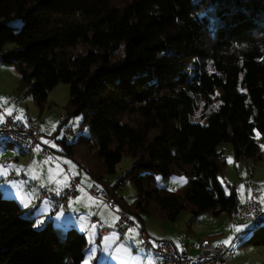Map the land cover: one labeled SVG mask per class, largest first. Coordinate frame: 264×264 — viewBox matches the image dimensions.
I'll return each mask as SVG.
<instances>
[{"label": "trees", "instance_id": "1", "mask_svg": "<svg viewBox=\"0 0 264 264\" xmlns=\"http://www.w3.org/2000/svg\"><path fill=\"white\" fill-rule=\"evenodd\" d=\"M0 62L40 109L70 85L67 120L83 116L88 133L61 139V151L129 217L239 220L236 190L218 180L227 161L218 147L262 159L264 0H0ZM124 156L133 164L111 183ZM173 173L186 177L181 187L158 184ZM125 179L131 202L117 193ZM245 232L243 245L264 246V223ZM87 244L74 227L36 225L0 192V264H82Z\"/></svg>", "mask_w": 264, "mask_h": 264}, {"label": "rangeland", "instance_id": "2", "mask_svg": "<svg viewBox=\"0 0 264 264\" xmlns=\"http://www.w3.org/2000/svg\"><path fill=\"white\" fill-rule=\"evenodd\" d=\"M16 24H19V20L16 22ZM0 66L5 68V70L2 72V75L0 76V87L2 88V91H4V89H7L9 86L14 85L15 88L12 94L11 92L10 94L13 96V94L15 93V96L18 98V103H16V101L14 100L15 98H8V94L3 92V94L0 96L2 99L0 100V108L4 106V111L6 109L5 113L13 114L15 116L19 115L20 117L16 116L17 118H23V115L29 114V116L37 121L39 126L41 124H44L45 127L46 124L49 127L48 132H44V130L42 129L40 130L42 132V136L43 133L45 134L42 141H44L45 144L50 147L49 151L54 154V149L62 150L60 140L65 137L68 143H71L79 134L88 133L87 127H85L84 129H80L79 127L80 124H82L81 122L83 120V116L71 117L67 120V116L65 114V106L71 94V88L69 84L61 82L57 84L53 89H51L47 94L46 100L44 102V108L40 109V107H38L32 100L30 94H24V92L18 93L16 91V81L18 79L17 70L13 66L4 63H2ZM60 117L62 118V120L60 119ZM259 146L262 151V159L257 162H253V160H235L230 143L225 142L219 145L218 149L223 151L224 158L227 161L224 171L218 175V180L227 194L230 193V190L232 188L231 186H233L238 194V197L243 198L247 195L248 192L252 194V191L254 190L252 184H255L256 186H258V191L260 192L258 200H260L261 202V198L264 197V141H259ZM45 150H47L46 147ZM4 152H7V158H11V156H13L12 164L15 165L16 168L12 167L11 169L13 171H16L17 175L21 173V168L17 170L18 163L22 168L28 166V157L25 158L23 156H20L22 150L19 146L11 143L0 144L1 164L5 161L6 158L2 155L4 154ZM31 154L29 155L31 156ZM16 155L20 156L19 162L16 161ZM58 155L59 154H56V156ZM62 156L63 155H60V157ZM64 156L65 159L63 160V163L67 162V166L73 165L79 167V164L75 159L67 157L66 155ZM132 164V158L129 156H124L117 165L116 175L120 174L119 176L121 177V172L124 170H129ZM4 166L7 167V164H4ZM30 179L33 181L32 178ZM156 180L161 187L173 190L181 187L186 182V177L184 175H177L173 173L170 174L167 178H162L160 175H156ZM5 182L8 185L20 184V182L30 185L29 181L25 183V181H21V179L18 180L14 178H12L11 180L5 179ZM22 186L24 187V185ZM117 193L118 195H122L128 202L133 201L137 195L134 184L130 179H125L123 187L117 188ZM17 199L20 202L24 201V198H22L21 196ZM48 200L43 201L42 205H49L50 202ZM262 205L264 212V203H262ZM23 214L26 213L24 212ZM136 217L139 216L134 215L131 218L133 220ZM142 217L151 222V224H149L150 227L159 230V227L157 226L160 222L159 218L157 219L146 215H142ZM163 221L167 222L170 225V228L173 227L178 234L182 235L183 246L178 247L170 239H161L172 242L179 249L186 248L184 240L188 234L192 235V237L195 239H201L203 237L209 236L213 240H215L216 243L231 237V243L229 245L234 248V257L231 261V264H264V246L242 244L243 236L246 235L245 231H248L252 229V227H254L252 221H239L235 217L230 216L228 213H224L219 216H213L210 211H203L194 216V213L188 210H182L174 221ZM35 224L37 225V222ZM136 224L137 223L134 221L132 225L136 227ZM245 225H247V227H243L240 232H235L234 226ZM241 238L242 240H240ZM126 248L127 251L122 252V255L120 256L122 257V261L124 262L123 264H154V254L143 247L140 238L138 240V244L135 245V247L129 245L126 246ZM93 253V246L88 245L86 249L87 257L84 258L82 264L96 263L97 260L95 262L94 259L90 260ZM191 255L196 257L198 253L192 250Z\"/></svg>", "mask_w": 264, "mask_h": 264}, {"label": "crops", "instance_id": "3", "mask_svg": "<svg viewBox=\"0 0 264 264\" xmlns=\"http://www.w3.org/2000/svg\"><path fill=\"white\" fill-rule=\"evenodd\" d=\"M1 64L2 62L0 65ZM4 70L5 68L0 66V76ZM17 82L18 79L16 81V85ZM14 88L15 86L13 85L2 91V88L0 87V96L3 94V92H5L8 94V98L11 97L17 99L16 103H18V98L15 96V93L13 96L11 95ZM0 100H2L1 97ZM16 116L20 117L19 115ZM27 116H29V114L23 115V118L21 119H24ZM3 118L4 113L0 111V123L3 121ZM40 129L44 130V132H48L49 127L46 124L45 127L44 124H41ZM44 135L45 134L43 133L41 145L37 146L33 150L31 156L27 153V151L19 146L22 150L20 156L25 158L28 157L29 160L27 167L22 168L18 163L17 170L21 168V173H19V175H24L23 180L19 177V175H17L16 171L11 169L12 167H15V165L12 164L13 156H11V158H7L8 154L7 152H4L2 155L6 157L5 161L2 164L0 162V165L3 166L2 170H6L7 172L6 175L0 174V192L3 193L4 196L12 197L17 201V198L20 196L24 198L23 202H18L26 212H28L30 215H33L32 217L35 218V223L37 222L38 226H43L48 221H50L53 225L61 228L63 231L69 227H74L78 231L83 232L87 238V247L88 245L93 246L94 253L90 260L94 259V262L97 260L96 263L98 264H123L124 262L120 256L122 255V252L127 251L126 246L130 245L135 247V245L138 244L140 228H144L152 240L166 238L172 240L173 243L178 247L183 246L182 235L178 234L173 227L170 228V225L161 219L157 225L159 230L150 227L149 224H151V222L142 216L133 219L137 223L136 227L133 225L132 227L130 225L125 226L122 230L117 229V211L111 209L107 202L93 197L89 192V188L95 184L94 179L89 176L81 164H79V167L73 165L67 166V162H64V164L63 160L65 159V156L60 149H54V154L49 151L50 147L45 144L44 141H42ZM64 139L66 140V137ZM66 142L68 141L66 140ZM45 147L47 148L48 152L45 151ZM56 154L59 155L56 156ZM60 155L63 156L60 157ZM20 156H15L17 162H19ZM4 164H7V167L4 166ZM123 172H125V170L122 171L121 174ZM12 174L15 176L12 177ZM116 174L117 166L115 173L107 175L106 179L113 183L120 178V174ZM71 176L78 177L80 180V185L78 186L76 193L72 197L68 198L66 202L58 204L54 201L48 200V198L44 199L41 197L42 188L50 186V189L53 192H59L62 188L67 186ZM12 178L18 180L21 179V181H25V183L29 181L30 185L24 184L23 182H20V184L8 185L5 182V179L11 180ZM30 178H32L33 181ZM22 185H24V187ZM250 195L252 194L248 192L245 197L239 198V200L245 201L250 197ZM46 200H48L50 204L42 205V202ZM131 217L132 216H130V219L133 221ZM102 228L110 229V232L108 234L102 235ZM188 236L192 235L188 234L186 236L184 244H186ZM211 241L216 243L215 240ZM86 257L87 254H85V258Z\"/></svg>", "mask_w": 264, "mask_h": 264}, {"label": "built area", "instance_id": "4", "mask_svg": "<svg viewBox=\"0 0 264 264\" xmlns=\"http://www.w3.org/2000/svg\"><path fill=\"white\" fill-rule=\"evenodd\" d=\"M14 100L17 101V99ZM0 110L4 113L3 121L0 123V144H15L31 154L34 148L41 144L42 132L37 121L31 116L21 119L13 114H7L4 112V106ZM60 119L62 120L61 117ZM45 151L48 152V150ZM124 174L123 172L122 175ZM19 177L24 179V175H19ZM79 185V178L71 176L67 186L59 192H53L50 186L42 188L41 197L61 204L76 193ZM252 187L254 190L251 197L238 203L235 216L239 220L252 221L255 225H261L264 223V212L263 205L258 200L260 192L255 184H252ZM89 192L93 197L107 202L111 209L117 211V229L122 230L125 226L133 224L129 215L119 210L115 200L106 191L100 189L97 184H93L89 188ZM109 232L110 229H101L102 235ZM139 238L143 247L154 254V264H228L234 257V248L231 245L214 244L209 238L195 239L188 236L185 249H179L167 240H152L144 228L139 229ZM192 250L198 253L196 257L191 255Z\"/></svg>", "mask_w": 264, "mask_h": 264}, {"label": "snow or ice", "instance_id": "5", "mask_svg": "<svg viewBox=\"0 0 264 264\" xmlns=\"http://www.w3.org/2000/svg\"><path fill=\"white\" fill-rule=\"evenodd\" d=\"M2 169H3V166H0V174L6 175L7 174L6 170H2ZM261 203H264V197L261 198ZM243 227H247V225H245V226H234L235 232H240ZM130 231H132V230H130ZM218 243H222L224 245H229L231 243V237H229L228 239H225L223 241H219Z\"/></svg>", "mask_w": 264, "mask_h": 264}]
</instances>
